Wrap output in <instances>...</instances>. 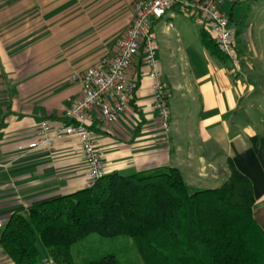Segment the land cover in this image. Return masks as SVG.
Listing matches in <instances>:
<instances>
[{
    "label": "crops",
    "instance_id": "obj_1",
    "mask_svg": "<svg viewBox=\"0 0 264 264\" xmlns=\"http://www.w3.org/2000/svg\"><path fill=\"white\" fill-rule=\"evenodd\" d=\"M247 1L264 7V0L223 6L242 30L238 68L206 48L200 25L196 47L184 43L190 26L169 20L180 11L155 23L165 47L164 63L158 51L157 59L169 94L168 132L160 128L153 80L141 55L128 71L135 84L131 105L118 121L95 120L92 130L106 174L176 167L196 192L224 184L233 162L252 181L253 215L264 231V48L235 16ZM135 2L0 0V236L15 211L88 187L91 171L77 135L51 149L31 144L42 120L58 124L81 96V83L72 76L116 54ZM0 264H16L1 244Z\"/></svg>",
    "mask_w": 264,
    "mask_h": 264
},
{
    "label": "trees",
    "instance_id": "obj_2",
    "mask_svg": "<svg viewBox=\"0 0 264 264\" xmlns=\"http://www.w3.org/2000/svg\"><path fill=\"white\" fill-rule=\"evenodd\" d=\"M200 32L206 48L225 57L211 32ZM229 166L224 184L196 192L176 167L106 174L93 186L15 211L0 244L16 264H53L42 262L43 251L54 264H122L115 254L76 261L74 244L96 232L130 237L143 264H264L252 181Z\"/></svg>",
    "mask_w": 264,
    "mask_h": 264
},
{
    "label": "built area",
    "instance_id": "obj_3",
    "mask_svg": "<svg viewBox=\"0 0 264 264\" xmlns=\"http://www.w3.org/2000/svg\"><path fill=\"white\" fill-rule=\"evenodd\" d=\"M227 1L232 0H136L133 20L123 32L116 54L106 56L83 73L72 76L74 81L81 83V96L66 109L58 124L54 125L49 119L42 120L36 131L38 139L31 147L51 149L65 136L77 135L91 171L88 186L104 177V160L94 139L92 123L95 120L104 123L118 121L131 105L135 84L128 71L139 55L143 57L147 75L153 80L154 108L160 128L168 132L172 116L168 89L159 73L155 23L169 11L189 13L200 27L211 32L218 49L234 68H238L241 60L236 27L223 9ZM3 224L0 220V228Z\"/></svg>",
    "mask_w": 264,
    "mask_h": 264
},
{
    "label": "rangeland",
    "instance_id": "obj_4",
    "mask_svg": "<svg viewBox=\"0 0 264 264\" xmlns=\"http://www.w3.org/2000/svg\"><path fill=\"white\" fill-rule=\"evenodd\" d=\"M235 16L249 26L248 28L251 31H248V34L251 35L250 32H252L253 42L264 48V7H261V5L254 7L253 3L243 2L236 10ZM169 20L175 24L184 21L183 23L189 25L191 31L189 36L184 38V43L188 42L196 47L199 41V27L195 19L187 12H179L176 18H170ZM173 33L175 34V32ZM155 35L158 44V59H161L164 63L163 59H166V57L163 56L162 51H165V47L162 48V43L159 41V30H157ZM73 254L78 262L93 255L115 254L122 264H143L141 257L132 244V239L125 235L102 237L96 232L89 233L84 239L74 244ZM50 256L48 258V255H42V262L48 260L54 264V257L52 259V256Z\"/></svg>",
    "mask_w": 264,
    "mask_h": 264
}]
</instances>
